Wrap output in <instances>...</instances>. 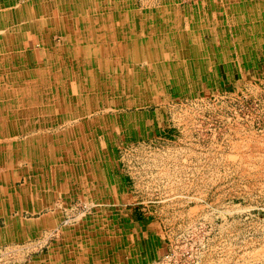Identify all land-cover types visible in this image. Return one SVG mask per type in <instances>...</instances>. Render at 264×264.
<instances>
[{"label":"rangeland","instance_id":"obj_1","mask_svg":"<svg viewBox=\"0 0 264 264\" xmlns=\"http://www.w3.org/2000/svg\"><path fill=\"white\" fill-rule=\"evenodd\" d=\"M14 2L17 7L0 20V79L9 91L21 83L29 88L19 103L11 96L10 108L0 94V119L6 114L0 136L9 139L0 145L20 142V155L43 165L46 189L40 185L39 195L55 206L30 215L25 204L21 220H31L33 229L19 233L15 225L0 234V264H68L81 248L92 257L106 254L108 264H264V0ZM245 3L253 7L248 13ZM112 9L118 17L124 9L132 13L138 50L154 49L153 40L165 39L159 37L166 35L157 31L159 23L168 24L170 44L155 48L149 63L136 66L135 56L129 57L124 64L133 70L119 81L78 79L90 90L89 97L83 89L76 98L80 81L56 78L70 68L69 60L76 76L73 57H83L64 37L85 43L94 34L107 35L106 29H94L93 21L105 24ZM175 17L179 39L170 25ZM89 43L99 47L96 39ZM110 55L98 54L97 63L110 62ZM40 74L56 78L64 90L35 85ZM34 107L42 112L39 120ZM53 136L62 140L53 142ZM50 145L64 151L50 164L76 159L77 180L63 183L48 170L44 155L50 152L41 150ZM12 152L0 151L3 160L16 158L21 165L9 173L0 168L2 231L6 183L35 180L23 155ZM51 214L54 222L45 223Z\"/></svg>","mask_w":264,"mask_h":264},{"label":"bare ground","instance_id":"obj_2","mask_svg":"<svg viewBox=\"0 0 264 264\" xmlns=\"http://www.w3.org/2000/svg\"><path fill=\"white\" fill-rule=\"evenodd\" d=\"M243 1V0H242ZM35 3V2H34ZM239 5H240V3H239ZM239 5H236L235 6V9H240L241 10V7L239 6ZM254 5V4H253ZM12 6H15V2H14V0H9V1H2V0H0V20H3V17H4V15L7 13V12H9L10 10H11V7ZM92 7H93V9H95V8H99L97 11H101L102 13H103V10L101 9L102 7H97V6H95V5H91ZM234 6V5H233ZM243 6L245 7V8H247V11L245 12V13H248V11H250V8L252 9L253 7H251L252 6V4H251V6L250 5H247L246 3L245 4H243ZM5 7V8H4ZM15 7H17V6H15ZM214 8V7H213ZM165 9H171V8H169V7H167V8H165ZM91 10V9H90ZM175 10V9H174ZM224 11V10H223ZM18 12V8L16 9V13ZM30 12H33L34 13V11H28V15H30ZM231 12H232V10H231ZM12 12H9L8 14H11ZM47 13V12H46ZM110 13H111V16H109V20H108V22H106L105 24H104V22H101L100 21V18H95V21H93V23L95 24V26L93 27L94 29H97L99 32L100 31H103V30H105L106 29V33H107V35H103L102 33H100V34H102L101 36H99V35H96V34H94L93 35V37L91 38V40L90 39H86V41H85V43H83L82 42V40H80L79 38L78 39H75L74 41L72 40V37H71V35L69 36V35H67L68 37H64V39H66V40H70V41H72V42H75V46H76V44L78 45V50L77 51H79L80 53L82 52L83 53V57L82 58H80V57H78V58H74L73 57V62L75 63V69H76V71H77V75L76 76H74V75H72L73 74V63H72V61L71 60H69L70 62H71V65H70V68H68V69H65V71L68 73V74H66L65 73V71L63 72V70H62V74H60V75H58L56 78L58 79V77H60V79H61V75H64V78L65 79H67V80H70V78L71 77H73V78H75V80H76V78H77V80L78 79H80V80H84L85 79V77H88L87 78V80H94L93 79V77H97V76H103V77H108L109 78V80L112 82H115V81H119L118 79H120V78H126V77H129V75L131 74V72H132V70H133V68L131 67V66H129V65H126V64H124V62H126V60L130 57V59L133 57V56H135L133 59H135V65L137 66L138 64H139V62H145V63H149V61H150V59H151V55H152V53H154L155 52V48H160V46L161 45H163V46H161V47H164V46H167V45H169L170 44V37H169V35H170V28L168 27L167 28V26H168V24L166 25L165 23H159V25H158V27H157V31H159L161 34H164V33H166V35H164V36H159V37H164L165 39H157L156 41L157 42H155L154 40H153V42L151 43L152 45H153V47H154V49H148L147 48V50H145L144 52L142 51V49L141 50H138V47H137V45L138 46H140L141 47V44H139V41H138V39L136 38V36L135 35H133V29H132V24L131 23H135V21L134 22H132L131 20H135V18L134 17H132L131 15H132V13H130L129 14V11L128 10H126L125 11V9L121 12V13H119L120 15H119V17H118V15H116L117 13H116V9H112V11H110ZM7 14V15H8ZM25 14H27V13H24V15ZM88 14V13H87ZM171 14H174V16H175V13H171ZM24 15H22V18H23V16ZM196 18L198 17L197 16V13H196ZM210 15H208V17H209ZM21 17V16H20ZM230 17V16H229ZM16 18V20H17V16L15 17ZM29 19H30V21H32V18L31 17H28ZM213 18V17H212ZM113 19V20H112ZM230 19V18H229ZM88 20V19H87ZM225 20V19H224ZM1 22V21H0ZM84 22L88 25L89 24V21H85L84 20ZM219 22V21H218ZM227 22V21H226ZM225 22V23H226ZM242 22V21H241ZM233 23V22H232ZM67 24V23H66ZM216 24V23H215ZM0 25H2V24H0ZM29 25V24H28ZM68 25V24H67ZM126 25V26H125ZM170 25H173V26H175V28L176 27H178L177 28V30H175V28H174V30H173V26H172V28H171V31L173 30L175 33H173L172 35L174 36V34H175V36H176V38H182L183 37V34L180 32V27L178 26L179 25V23H178V21L176 20V17H175V19H173V21L171 22V24ZM89 26V25H88ZM87 26V29H84V30H86V36L89 34L88 33V30H89V27ZM18 27H20V25H18V26H16L15 27V29H17ZM130 27V29L131 30H128V28ZM219 27V26H218ZM1 28V27H0ZM71 29V28H70ZM114 29H116V30H118L117 32H116V34L115 35H112V34H109L110 33V30H114ZM119 29H121L122 31L120 32L119 31ZM1 30V29H0ZM97 30H95V31H97ZM125 30H126V32H125ZM153 30H155V29H153ZM64 31H66V29H64ZM3 32V31H2ZM4 33V32H3ZM152 33H155V31H150V34H152ZM21 35V34H20ZM76 35V34H75ZM20 38L21 39H24L25 38V36H23L22 37V35L20 36ZM104 38V39H103ZM92 39L93 40H95L96 39V41H98L99 42V47H97V46H93V44H90L89 42H92ZM90 40V41H89ZM23 41H25V39L23 40ZM37 41V40H36ZM168 41V42H167ZM38 42V41H37ZM72 42H71V46H74V44H72ZM80 43H83L84 45H81L80 46ZM135 46H134V45ZM86 45V46H85ZM88 46V47H87ZM76 50V49H75ZM132 52V53H131ZM70 53H71V51H70ZM90 53H93V54H95L96 53V57L93 59V58H91V60L89 59V57H88V55L90 54ZM103 53H105V54H111V55H114V59H111L110 60V62H106L105 60H106V58H104V59H101V65H99V63H97V60H96V58H97V56H98V54L99 55H103ZM110 55V56H111ZM116 56V57H115ZM142 56H145V57H142ZM94 60H95V62H94ZM93 62V63H92ZM135 66V67H136ZM98 67H100L99 69H98ZM138 68V67H137ZM0 69H2V68H0ZM3 70V69H2ZM75 73V72H74ZM116 73H117V75H116ZM122 73V74H121ZM128 74V75H127ZM89 76H91V77H89ZM51 77L52 76H49V78L47 77V75L46 74H40V75H37V78H36V80H37V82H35V85H38L39 87L40 86H42V85H39V84H43V86H42V88H44V86H46V84H48L49 86H50V88H53L54 87V89H57V90H64L63 89V86L62 85H57V82H55L56 80V78H52V80H50L51 79ZM3 80V79H2ZM80 80H78V82L80 81ZM52 81H54V84H53V82ZM50 83H51V85H50ZM3 84H4V86H2V82H1V79H0V94L1 95H3V97H2V99H3V102H4V104L8 107V108H10V107H12V105H13V103H14V100H13V98L11 97V96H14V97H17L18 96V103L20 102V99H22V98H25V94H23V93H25V92H27L28 90V88L29 87H27V86H24L22 83L21 84H19V85H17V91H9V90H12V87H7L6 86V81L4 80L3 81ZM79 85L77 86V87H74L75 89H77V90H80V91H76L75 92V97L77 98V96L76 95H78V94H80V95H82L80 92H81V90H83V89H86V91H85V93H86V95H88V97H89V94H88V90H90L89 89V86H87L86 84H84V82H82V81H80L79 83H78ZM91 85V88L93 87V85L92 84H90ZM33 87H34V85H32ZM38 86H36V88L37 89H39V87ZM49 86L47 87V88H49ZM67 87V86H66ZM69 88H71L72 86H68ZM47 88H45V89H47ZM9 89V90H8ZM79 96V95H78ZM25 104H28V101H26L25 100ZM85 105V106H84ZM81 106H84V108H86V107H88V105L85 103V101H83L82 103H81ZM19 109V111L21 110L22 111V109H20V108H18ZM31 111L33 112V113H36V117L38 118L39 117V115H41V111L37 108V107H34V108H31ZM6 114H4V116H5ZM4 116L2 117L1 116V119L0 120H2V119H4ZM63 118V117H62ZM34 120V119H33ZM38 120H39V118H38ZM41 120V119H40ZM60 120H62V121H66V118H63V119H60ZM68 120V119H67ZM23 123H25V122H23ZM17 126H20V125H17ZM4 136H7V134H5ZM7 139H8V136H7ZM9 140V139H8ZM9 142V141H8ZM13 143H16V142H12V143H10V145L8 144V143H6V148H4V149H6V151H7V153L9 154V151L10 152H12V151H14V152H12V153H15V155H17V154H19V156H21V155H23L22 156V158H21V160H23V161H25V162H28L29 164H31V163H34L33 162V160H31L30 158H32V157H29L28 158V156H24V154H21L20 155V148L18 147V145H19V143L20 142H17L16 144H13ZM4 149H3V147L0 145V151L2 150V152H4ZM61 149H63V148H56V147H53V146H51L50 145V150L48 151V152H50V154H47V155H44L45 156V159H50V161H53L54 160V158H55V155L57 154V153H59V152H61V153H63L64 151H62ZM35 151H37V150H35ZM43 152V151H42ZM41 152V153H42ZM36 153H39V152H35V157H37V158H39V154H36ZM59 155H61V156H64L63 154H59ZM71 158V156H69V158H68V160ZM36 160V159H35ZM4 163H7L8 165V167L11 165V163H8L6 160H4L3 161ZM58 163H60L61 161H57ZM89 205V204H88ZM64 209V208H63ZM83 214H84V212H83ZM49 217V216H48ZM48 219V218H47ZM82 219V218H81ZM89 219V218H88ZM66 223H68V220H64V224H66ZM9 224V226H10V222L8 223ZM92 224V223H91ZM94 224V223H93ZM65 226V225H64ZM63 227V226H62ZM56 229V228H55ZM68 229V228H67ZM57 230V229H56ZM55 230V231H56ZM48 235V234H47ZM15 251H16V249H15ZM14 252V251H13ZM4 254H6L5 252H4ZM10 254V253H9ZM11 254H13V253H11ZM15 254V253H14ZM16 255V254H15ZM86 255V254H85ZM13 256V255H12ZM3 257V256H2ZM8 257V256H7ZM13 258H15V257H13ZM11 259V258H10ZM12 260H14V259H12ZM16 260V259H15ZM8 261V260H7ZM16 262H17V260H16ZM7 263V262H6ZM97 264H100V263H97ZM102 264H105V263H102Z\"/></svg>","mask_w":264,"mask_h":264},{"label":"crops","instance_id":"obj_3","mask_svg":"<svg viewBox=\"0 0 264 264\" xmlns=\"http://www.w3.org/2000/svg\"><path fill=\"white\" fill-rule=\"evenodd\" d=\"M233 13H235V12H233ZM235 14L237 15V13H235ZM242 20H244V19L242 18ZM246 20H247V18H246ZM229 27H230V25H229ZM49 138H51L50 140L53 141V142L62 140V138H60V137L56 138L55 136L49 137ZM2 140H4V141L7 140L8 141L7 136H4V135L0 136V142ZM67 140L68 139H66V141ZM68 141H70V140H68ZM49 150H50V147H48L47 149H45L43 147V149L41 151L48 152ZM4 160H6L8 163H11V165L8 167L7 166L8 164L3 162ZM4 160H3V157H0V168L6 169L5 171L7 173H9L11 171L12 167L21 166L19 164L20 162L16 158H15L14 162H9V158H7V157L4 158ZM44 160L46 162H48L47 168H48L49 171H51L52 173H56L58 175H61V178L60 179H56V180H60L63 183H69L72 180H77L78 179V176L76 174H74V170L80 169V167L76 166L77 163H75V164L73 163V161L76 160L75 158L69 159L70 163H66L67 159H64V157H63V158H60L59 160H56V164H50L51 163L50 159H44ZM57 161H61V162L58 163ZM42 167H43V165L39 166L35 162L31 163V164H28V166L25 167L26 170H31L33 175H35L34 182L26 181L27 183H25L24 185L16 186L15 185L17 183L16 181H17V179H19V178H17L14 181L15 183H12V182L10 184L6 183L7 186H8L6 188V192L9 191V196H8V198L6 197L7 200H6L5 211H4L6 213V215L4 217V224L6 225V227L3 228L4 229L3 231H2V228L0 227V234L2 232H4V231H10V230L14 229L16 227L15 225H17V227H18L19 233L24 232V230L27 229V228H28L27 230L32 231L33 224L31 222V220H28L26 218L23 221L21 220V217L24 216L23 215V211H24L26 203H27L28 206H30L27 209V211H26L30 215H34L36 213H42L49 206H55L54 203H52V202H46L45 203L40 198V195H39L40 185H41L42 190L46 189L45 185L43 184V183H45L44 181H45V177L46 176H45V173L42 171ZM51 172L49 173V176H50ZM15 174H18V173L15 172ZM42 178H44V179L42 180ZM1 179H2L3 182L5 181L3 179V177ZM28 185L31 186V188H33L29 192H27V190H28L27 186ZM37 185H38V188L35 189V186H37ZM11 187H13V188H11ZM10 192H12L14 195L11 196ZM56 192H59V194H63L64 190L62 188H58L56 190ZM7 195H8V193H7ZM18 200L20 201L19 204H14V202L11 203L12 201H18ZM3 208H1V209L3 210ZM15 211L18 214V216L16 218H14V216H13ZM1 214H3V213H1ZM52 216H53L52 214H51V216L49 215V217H48L47 221H45V223L52 224L54 222V219H53ZM19 218H20V220H19ZM9 222L11 223L10 226L8 224ZM34 223H37V222H34ZM22 238L23 237L20 236V237H17L16 239H14V240L10 239V238H7V239H8V242H13V241L16 242L19 239L21 240ZM71 238H74V236H71ZM9 244H11V243H9ZM103 255H104V257H106L105 259L103 257H101L102 254L100 256H98V257H92L91 253L88 250H84V249L81 248V251H79V254L74 257V261L70 260V259H72V257L74 255H70V259H69L68 264H83L81 262H84L86 264H97V263L102 264V263H105V261L107 259V255L104 254V253H103ZM105 264H108V263H105Z\"/></svg>","mask_w":264,"mask_h":264}]
</instances>
